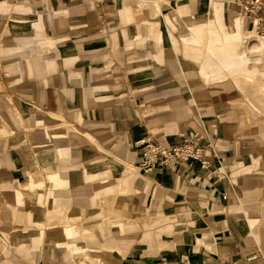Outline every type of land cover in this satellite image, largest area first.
Instances as JSON below:
<instances>
[{
    "label": "crops",
    "instance_id": "1",
    "mask_svg": "<svg viewBox=\"0 0 264 264\" xmlns=\"http://www.w3.org/2000/svg\"><path fill=\"white\" fill-rule=\"evenodd\" d=\"M194 134L199 160L143 165L140 138ZM0 242V264H264V31L238 0H0Z\"/></svg>",
    "mask_w": 264,
    "mask_h": 264
},
{
    "label": "built area",
    "instance_id": "2",
    "mask_svg": "<svg viewBox=\"0 0 264 264\" xmlns=\"http://www.w3.org/2000/svg\"><path fill=\"white\" fill-rule=\"evenodd\" d=\"M243 13L260 25L264 31V0H238ZM142 153L143 165L169 166L176 162L200 159L202 146L196 134L181 138L169 144H161L153 137H142L136 141ZM248 260L251 257L247 258ZM226 264V263H224Z\"/></svg>",
    "mask_w": 264,
    "mask_h": 264
},
{
    "label": "rangeland",
    "instance_id": "3",
    "mask_svg": "<svg viewBox=\"0 0 264 264\" xmlns=\"http://www.w3.org/2000/svg\"><path fill=\"white\" fill-rule=\"evenodd\" d=\"M245 55V54H244ZM248 57H250V59L245 63V64H247L248 66H250V67H255V69H261L262 68V61L259 59V58H257V57H255L254 59L253 58H251V56H248ZM244 58V57H243ZM244 61H245V58H244ZM244 63V62H243ZM246 65V66H247ZM245 65L240 69V70H238V72H237V76H238V80L237 81H243L242 83L244 84L245 83ZM261 80V74L259 73V72H257V73H255V76H254V80ZM255 86V85H254ZM4 239V238H3ZM0 244H1V242H0ZM2 246V245H1ZM2 251L4 252L5 251V248H4V246H2Z\"/></svg>",
    "mask_w": 264,
    "mask_h": 264
}]
</instances>
